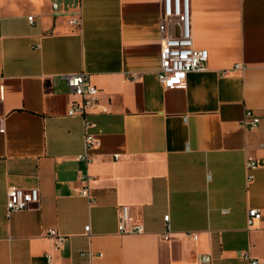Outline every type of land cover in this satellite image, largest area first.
<instances>
[{
  "label": "crops",
  "instance_id": "1",
  "mask_svg": "<svg viewBox=\"0 0 264 264\" xmlns=\"http://www.w3.org/2000/svg\"><path fill=\"white\" fill-rule=\"evenodd\" d=\"M189 4L207 69L164 87L161 0H0V264H264V224L246 228L248 208L264 214V167L247 186L244 166L264 157V0ZM80 72L99 89L89 161L63 78ZM8 187L39 201L7 215ZM121 205L143 233L118 232Z\"/></svg>",
  "mask_w": 264,
  "mask_h": 264
},
{
  "label": "built area",
  "instance_id": "2",
  "mask_svg": "<svg viewBox=\"0 0 264 264\" xmlns=\"http://www.w3.org/2000/svg\"><path fill=\"white\" fill-rule=\"evenodd\" d=\"M161 10L159 16V57L160 68L157 72L158 80L164 87H172L184 82L185 77L190 72L205 71L207 69L208 51L206 49L195 48L193 43L191 15L189 0H161ZM52 7L55 10L57 3L53 2ZM29 22L33 21L32 16H28ZM78 24V19L71 21ZM174 22L180 24V33L173 31ZM236 64L235 67H238ZM227 73V70L223 71ZM70 91L77 98L73 99L68 107V115H80L83 117V139L85 151L79 156V159L89 161L87 150L98 145V140L91 129L95 126L93 122L87 119V110L98 104L99 89L90 82L87 74L80 72L76 74L63 75ZM4 85L0 77V100L3 97ZM258 117L251 111H246L243 124L247 127H254L258 124ZM3 128L0 127V130ZM118 155H116L117 157ZM246 185L253 181V171L259 167H264V157L261 159L249 158L245 161ZM82 195L89 197L88 189H82ZM40 198L39 189L8 187L6 191V213L7 215L14 211L24 210L32 204H37ZM166 231L163 236L168 238L170 235L169 215H164ZM258 223L264 224V214L257 208H248L246 213V228H254ZM117 230L120 234H141L144 227L140 222L133 219L130 209L126 205L119 206ZM84 231L88 233L89 226H85ZM47 235L55 239V248H59L64 240V236L58 235L54 228L47 231ZM192 239L196 240L197 233H188ZM84 254V253H81ZM93 256V253H88ZM98 256H101L98 254ZM248 259L249 264H261L259 260L250 257L248 253L243 255ZM50 259V256L48 255ZM199 263H208L210 257L208 254H199L197 256Z\"/></svg>",
  "mask_w": 264,
  "mask_h": 264
}]
</instances>
